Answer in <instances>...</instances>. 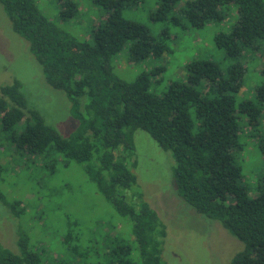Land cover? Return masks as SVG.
Wrapping results in <instances>:
<instances>
[{"label":"trees","instance_id":"1","mask_svg":"<svg viewBox=\"0 0 264 264\" xmlns=\"http://www.w3.org/2000/svg\"><path fill=\"white\" fill-rule=\"evenodd\" d=\"M91 1L100 15L89 25V38L80 40L48 21L35 0H0L13 31L28 42L46 83L65 94L77 123L62 136L28 107L20 83L0 85V152L11 153L18 168L11 176L0 167V206H8L11 219L24 213L20 202L4 193L22 170L35 174L38 201H49L61 187L72 191L55 179L74 163L117 222L96 221L89 228L73 222L80 226L78 234L69 224L58 234L60 249L50 255L47 247H34L29 235L15 234L12 246L0 242V264H164L165 226L142 200L128 168V161L135 165L136 130L171 154L178 197L243 243L230 264H264V60L258 71L262 81L251 97L238 95L247 71L244 59L255 52L264 56L263 0H157L145 15L155 29L126 15L143 0ZM59 2L62 24L80 13L76 2ZM223 22L231 24L212 41L226 61L195 56L185 64L183 78L169 80L159 93L160 65L132 81L113 72L125 47L130 61L159 60L170 51L166 41L176 39L170 28ZM249 141L262 156L252 191L238 159Z\"/></svg>","mask_w":264,"mask_h":264},{"label":"rangeland","instance_id":"2","mask_svg":"<svg viewBox=\"0 0 264 264\" xmlns=\"http://www.w3.org/2000/svg\"><path fill=\"white\" fill-rule=\"evenodd\" d=\"M59 1L63 0H35L39 11L48 21L62 26L61 28L77 39L89 38V25L96 23L97 16L100 15L98 7L91 0H72L78 4L80 13L62 24L58 20ZM156 1L143 0L131 10L127 9L126 15L131 19L146 22L155 29V25L146 21L145 15L154 8ZM231 22L202 29L190 27L185 31L179 27L170 28L176 39L172 42L166 41L170 51L164 53L159 60L130 61L125 47L115 57L113 72L125 81H132L139 72L160 65L164 69L159 74L162 79L156 89L159 93L169 80L183 78L185 64L195 56L205 54L204 56L216 61H226L222 51L215 48L212 38L217 31L227 30ZM263 60L264 56H260L258 52L244 59L247 71L239 96L251 97L252 89L262 81L258 71ZM14 81L20 83L28 107L37 110L45 123L55 128L62 136L69 135L75 129L77 123L71 117L70 104L65 94L46 83L40 65L29 51L28 42L13 31L11 22L0 4V85ZM133 144L135 153L132 160L135 165L132 166L128 161V168L136 175L137 189L142 200L157 213L165 226L166 236L161 253L164 264H230L232 258L243 249V243L233 237L218 221L196 213L178 197L172 177L174 161L168 151L162 149L143 130L134 132ZM245 145L238 159L243 167L244 179L250 184L252 191L261 171L262 156L254 141ZM0 167L2 170L6 169L7 175L18 170L13 164L12 154L3 151L0 152ZM22 171L14 174L12 181L8 182L10 188L4 193L9 200L20 202L19 207L24 209V213L20 211L21 216L11 219L8 217L13 214L11 210L1 204V243L12 246L15 234L25 233L30 236L34 247L43 251L47 247L51 250H48L50 255L60 249L58 234L66 231L68 225L73 222L83 223L86 228L96 221L110 224L113 223L110 219H114V223L117 222V218L112 216L110 206L95 192L93 185L88 184L74 163H70L68 169L59 170L55 179L57 185L62 182L70 184L72 191L67 188L63 190L61 187L48 196L49 201H38V195L34 191L35 174L30 172V175L28 171ZM39 194L45 197L47 192ZM72 228L78 234L80 226ZM119 228L120 225L117 224L116 229ZM82 239L86 240L87 234Z\"/></svg>","mask_w":264,"mask_h":264}]
</instances>
